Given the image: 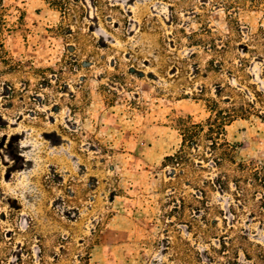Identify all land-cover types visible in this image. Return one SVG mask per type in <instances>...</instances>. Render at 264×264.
Returning <instances> with one entry per match:
<instances>
[{"label":"rangeland","instance_id":"obj_1","mask_svg":"<svg viewBox=\"0 0 264 264\" xmlns=\"http://www.w3.org/2000/svg\"><path fill=\"white\" fill-rule=\"evenodd\" d=\"M71 1H3L0 264H264V0ZM220 89L236 163L165 165Z\"/></svg>","mask_w":264,"mask_h":264},{"label":"trees","instance_id":"obj_2","mask_svg":"<svg viewBox=\"0 0 264 264\" xmlns=\"http://www.w3.org/2000/svg\"><path fill=\"white\" fill-rule=\"evenodd\" d=\"M3 1L0 0V47L2 48L4 47L2 42L4 33L11 30L9 27L10 22L7 19L8 7L4 5ZM47 1L64 12L69 10L68 5L72 2L71 0ZM63 30L64 27L61 26L60 31ZM223 91V89L218 90L217 99L208 100L206 105L209 116L205 120L195 122L192 120V116L180 117L174 120V124L178 127L181 135V143L174 154L165 156V165L184 169L192 166L193 170L198 172V170H207L209 165L219 169L226 164L236 163V145L231 143L227 137V126L235 120L247 118L249 113L256 111V107L250 101L247 105H237L235 102L225 103L222 99H218L222 97ZM191 155H195L196 159L201 160L203 163L206 162L208 165L197 163L191 158ZM229 178L227 174L217 176L216 180L221 189H229ZM205 182L215 187L211 180L206 179ZM223 246L226 247L224 243ZM39 248L43 250L41 245H39ZM86 260L87 257L81 256L80 261L86 262Z\"/></svg>","mask_w":264,"mask_h":264}]
</instances>
